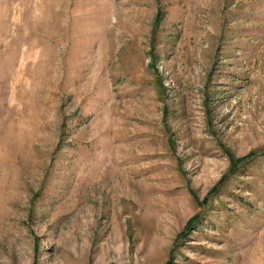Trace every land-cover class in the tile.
<instances>
[{
  "label": "rangeland",
  "instance_id": "374dc122",
  "mask_svg": "<svg viewBox=\"0 0 264 264\" xmlns=\"http://www.w3.org/2000/svg\"><path fill=\"white\" fill-rule=\"evenodd\" d=\"M0 264H264V0H0Z\"/></svg>",
  "mask_w": 264,
  "mask_h": 264
},
{
  "label": "trees",
  "instance_id": "16d2710c",
  "mask_svg": "<svg viewBox=\"0 0 264 264\" xmlns=\"http://www.w3.org/2000/svg\"><path fill=\"white\" fill-rule=\"evenodd\" d=\"M255 156H256V154H255V155L253 154V155H251V156L245 158L244 160H240V161L233 162V167L238 168V166H239L240 164H242V163H244V162H249V161H251L252 159L255 158ZM194 221H195V219L192 220V222H194Z\"/></svg>",
  "mask_w": 264,
  "mask_h": 264
}]
</instances>
